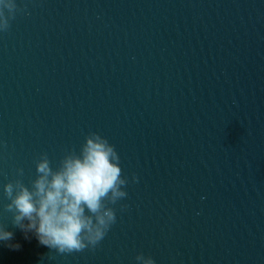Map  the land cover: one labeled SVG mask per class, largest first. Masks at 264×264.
<instances>
[{
    "label": "water",
    "instance_id": "1",
    "mask_svg": "<svg viewBox=\"0 0 264 264\" xmlns=\"http://www.w3.org/2000/svg\"><path fill=\"white\" fill-rule=\"evenodd\" d=\"M0 32L2 184L107 137L129 177L94 249L12 223L0 264H264V0H17ZM138 177L131 181L132 175Z\"/></svg>",
    "mask_w": 264,
    "mask_h": 264
},
{
    "label": "clouds",
    "instance_id": "2",
    "mask_svg": "<svg viewBox=\"0 0 264 264\" xmlns=\"http://www.w3.org/2000/svg\"><path fill=\"white\" fill-rule=\"evenodd\" d=\"M18 10L17 0H0V32L9 28ZM2 184L0 203L12 213V223L27 238L33 234L41 245L59 253L94 249L116 221L112 205L127 196L129 177L122 174L120 156L108 138L90 131L78 151L69 150L53 167L47 153L35 160V177L25 183L24 169ZM138 177L133 174L132 182ZM13 232L0 223V244L18 248ZM136 264H155L138 253Z\"/></svg>",
    "mask_w": 264,
    "mask_h": 264
}]
</instances>
